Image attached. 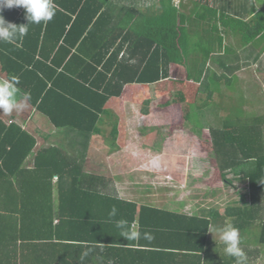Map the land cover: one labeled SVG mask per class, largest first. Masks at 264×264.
Masks as SVG:
<instances>
[{
  "label": "trees",
  "instance_id": "obj_1",
  "mask_svg": "<svg viewBox=\"0 0 264 264\" xmlns=\"http://www.w3.org/2000/svg\"><path fill=\"white\" fill-rule=\"evenodd\" d=\"M54 2L51 21L30 24L14 43L0 42V73L18 76L20 89L31 93L30 106L60 130L59 144L40 147L26 167L35 138L0 119V264H234L208 240L219 218L214 211L209 219L138 206L109 191L105 177L83 171L91 136L103 133L107 102L126 85L169 78L174 68L178 80L194 81L206 94L189 104L184 127L200 138L208 131L210 156L222 177H232L225 182H245L242 204L227 207L224 217L239 228L259 225L257 241L264 244L263 120L244 123L237 105L222 116L223 105L212 99L222 82L234 89L240 67L226 37L239 39L244 60L257 61L264 52V0ZM2 14L16 25L28 23L21 7ZM212 59L222 74L209 66ZM110 137L115 150L116 135ZM113 206L117 214L110 217ZM119 219L154 239H124L115 227Z\"/></svg>",
  "mask_w": 264,
  "mask_h": 264
},
{
  "label": "rangeland",
  "instance_id": "obj_2",
  "mask_svg": "<svg viewBox=\"0 0 264 264\" xmlns=\"http://www.w3.org/2000/svg\"><path fill=\"white\" fill-rule=\"evenodd\" d=\"M179 1L174 0L176 4ZM209 1L216 5L221 4V0ZM238 1L241 0H235L234 4ZM245 17L250 15L247 13ZM225 41L238 50L240 59L237 63L240 67L235 71L237 80L234 89H228L222 82L220 95L214 93L212 99L223 105L224 109L220 110L222 116L231 111L228 109L230 105H237L246 114L242 118L244 123L252 122V117H259L264 123V52L257 61L244 60L239 39L226 37ZM208 64L215 73L222 74L213 59ZM178 69L174 68V74L169 78L153 84L126 85L121 97L111 98L107 102L103 115L105 123L101 125L103 133L91 136L84 165L86 169L97 173L102 171L99 166L100 158L106 161L107 156L118 153L116 157H120V154V161L124 163L127 154L133 155L136 157L133 159L135 166L130 168L135 172L130 174L125 169L119 171L129 173L131 179L134 176L139 177L138 191L143 201L150 203L151 199L148 197L153 194L159 199L167 198L169 201L186 199L205 209L212 207L216 214L217 211L223 214L227 207H238L242 204L241 195L246 192L245 182L238 179L231 183L225 182L223 179L230 180L232 177H222L216 161L210 156L208 131L203 128L200 138L187 129L190 126L184 127L189 104L198 102L206 94L198 91V83L178 80ZM164 101L170 103L160 106ZM209 122L204 121L201 125H209ZM110 133L116 135L115 150L109 143ZM107 161L114 162L110 158ZM103 168L107 169L106 165ZM111 172L109 171L110 174ZM115 179L117 180V176ZM219 218L223 224V219L226 218ZM226 222L231 221L226 219ZM239 229L241 247L248 254V264H264V244L257 241L259 225L255 224L250 228L246 225ZM214 243L217 244L214 247L219 248L221 254L225 255L222 243L219 240ZM251 251H257L255 258Z\"/></svg>",
  "mask_w": 264,
  "mask_h": 264
},
{
  "label": "clouds",
  "instance_id": "obj_3",
  "mask_svg": "<svg viewBox=\"0 0 264 264\" xmlns=\"http://www.w3.org/2000/svg\"><path fill=\"white\" fill-rule=\"evenodd\" d=\"M253 4L252 7L259 8ZM21 7L25 10L27 24L16 25L5 20L2 10ZM57 5L54 0H0V42L14 43L28 34L30 24L47 23L56 14ZM20 79L16 75L0 79V114L11 115L19 113L30 106L32 96L30 92L22 91L19 87ZM117 208L112 207L109 216L115 217ZM115 227L119 230L121 237L129 241L145 239L151 241L154 236L149 231L142 232L138 225H130L126 219L115 221ZM215 234L223 245L226 256L234 258L235 264H248V257L241 247V232L233 223L222 225L213 224L208 230ZM88 253L85 252L86 256Z\"/></svg>",
  "mask_w": 264,
  "mask_h": 264
},
{
  "label": "crops",
  "instance_id": "obj_4",
  "mask_svg": "<svg viewBox=\"0 0 264 264\" xmlns=\"http://www.w3.org/2000/svg\"><path fill=\"white\" fill-rule=\"evenodd\" d=\"M6 78L5 75H3L2 73H0V79H4ZM130 85H135V84H130ZM125 91V90H124ZM117 99V98H116ZM109 102V101H108ZM106 107V106H105ZM105 110V109H104ZM0 119L7 124L10 123L11 121L16 123L17 125H19L23 130L27 131L30 135H33V137L36 140V146L34 148V150L31 152V154L27 157L26 161L24 162V165L26 167H31L32 166V159L33 156L35 155V152L40 148V147H45L49 144H59L56 141V135L58 134V132L60 131L59 129H56V127H54L53 125H51V123L40 113H38L33 107L29 106L27 109H25L22 112L16 113L13 112L11 115H4V114H0ZM55 134V135H54ZM56 141V142H55ZM67 141H64L63 143H66ZM113 155L111 156H107L106 157V161L101 160L102 158H100V168L102 171L99 172H91L90 169H86V166L83 164V171L87 172V173H93L96 175H101L103 177L106 178L107 183H109L108 185V190L111 191L112 189H114V191L117 193V196L123 200H127V201H132L134 203H136L138 206L140 205H149L152 207H156L158 209H162L168 212H174V213H180L186 216H192V215H196L198 217H206L209 219L211 218V211L212 207L206 208L203 206L198 205L197 203H193L191 201H187L186 199L184 200H176V201H172L167 198L165 199H159L157 197V195L153 194L151 197H148L151 199L150 203L149 202H145L143 201V197L141 198L140 195V191H138L139 188V182L140 180L138 179L139 177H133L132 179L130 178V174L131 172H135V170L130 167L135 166L133 159H135L136 157H134L133 155H129L127 154V160L124 159V163H121L120 161V157L121 155L119 154L118 156L120 157H116V155L118 153H112ZM87 154L84 158V161L87 159ZM114 156V157H112ZM113 159V163L108 162L107 160ZM85 163V162H84ZM106 165L107 169H104L103 167ZM85 166V167H84ZM128 168L130 170H128ZM134 168V167H133ZM113 169V170H112ZM120 169H125L127 172H120ZM117 170V171H114ZM109 171H112L111 174L109 173ZM105 173V175H104ZM117 176V180L115 179V177ZM114 176V179L112 178ZM136 178V180H135ZM55 182V180L53 181ZM116 182H118V184H116ZM182 190V189H181ZM204 208V209H202ZM225 212V210H224ZM223 212V214L220 211H217V215L215 216L217 217H222L225 215V213ZM226 219H230L229 217H227ZM226 219H223V224L227 223ZM222 225V220L220 218H217V220L213 223L211 222L210 227L213 225ZM208 240H210V245L212 246L213 250L216 251L219 250V248L214 247L215 245H217L216 243H214L216 240H219L218 237L215 234H211L208 232ZM219 245V244H218ZM219 247V246H218Z\"/></svg>",
  "mask_w": 264,
  "mask_h": 264
},
{
  "label": "flooded vegetation",
  "instance_id": "obj_5",
  "mask_svg": "<svg viewBox=\"0 0 264 264\" xmlns=\"http://www.w3.org/2000/svg\"><path fill=\"white\" fill-rule=\"evenodd\" d=\"M262 75H264V71H263Z\"/></svg>",
  "mask_w": 264,
  "mask_h": 264
}]
</instances>
